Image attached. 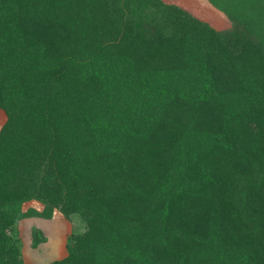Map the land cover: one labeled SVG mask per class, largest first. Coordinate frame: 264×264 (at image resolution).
Returning a JSON list of instances; mask_svg holds the SVG:
<instances>
[{
	"label": "trees",
	"instance_id": "obj_1",
	"mask_svg": "<svg viewBox=\"0 0 264 264\" xmlns=\"http://www.w3.org/2000/svg\"><path fill=\"white\" fill-rule=\"evenodd\" d=\"M150 1L0 0V264L32 200L86 224L51 264H264V0Z\"/></svg>",
	"mask_w": 264,
	"mask_h": 264
},
{
	"label": "rangeland",
	"instance_id": "obj_2",
	"mask_svg": "<svg viewBox=\"0 0 264 264\" xmlns=\"http://www.w3.org/2000/svg\"><path fill=\"white\" fill-rule=\"evenodd\" d=\"M159 1L163 7L159 8L162 12L158 13V18L165 19L162 22L164 25H167L169 20L176 16L173 12L168 14L169 7H176L179 14L187 13L203 23L210 24L218 32L233 30V23L228 15L213 6L209 0ZM148 5L152 6V2L150 1ZM152 15H155L154 8ZM151 22L153 23L149 24V29L154 31L157 22L155 19ZM7 120L6 112L0 108V131ZM32 210L48 213L50 208L41 200L25 202L21 207V213L26 216L20 218L14 229L9 232L18 242L23 264H51L65 259L69 255L73 236L85 231L86 224L81 216L74 214L70 218H66L59 210L54 209L51 218L47 219L29 216Z\"/></svg>",
	"mask_w": 264,
	"mask_h": 264
}]
</instances>
